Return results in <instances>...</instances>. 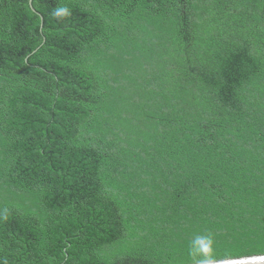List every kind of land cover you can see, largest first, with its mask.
<instances>
[{"label": "trees", "instance_id": "16d2710c", "mask_svg": "<svg viewBox=\"0 0 264 264\" xmlns=\"http://www.w3.org/2000/svg\"><path fill=\"white\" fill-rule=\"evenodd\" d=\"M206 232L264 255V0H0V264H190Z\"/></svg>", "mask_w": 264, "mask_h": 264}, {"label": "clouds", "instance_id": "9594fccd", "mask_svg": "<svg viewBox=\"0 0 264 264\" xmlns=\"http://www.w3.org/2000/svg\"><path fill=\"white\" fill-rule=\"evenodd\" d=\"M72 15L67 5L56 7L51 16L62 22ZM216 241L212 232L194 234L188 243L187 254L190 264H214L216 258Z\"/></svg>", "mask_w": 264, "mask_h": 264}, {"label": "water", "instance_id": "95a60500", "mask_svg": "<svg viewBox=\"0 0 264 264\" xmlns=\"http://www.w3.org/2000/svg\"><path fill=\"white\" fill-rule=\"evenodd\" d=\"M30 3H32V0H30ZM40 17L41 20H43L41 15ZM214 264H264V255H254L236 259H227L222 261H216L214 262Z\"/></svg>", "mask_w": 264, "mask_h": 264}]
</instances>
